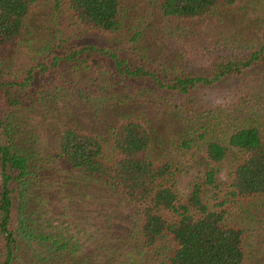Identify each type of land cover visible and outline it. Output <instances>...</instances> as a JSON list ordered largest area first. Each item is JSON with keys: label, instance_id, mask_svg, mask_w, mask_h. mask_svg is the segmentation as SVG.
Segmentation results:
<instances>
[{"label": "trees", "instance_id": "obj_1", "mask_svg": "<svg viewBox=\"0 0 264 264\" xmlns=\"http://www.w3.org/2000/svg\"><path fill=\"white\" fill-rule=\"evenodd\" d=\"M54 1L58 7L60 0ZM33 3L0 0V51L23 37ZM249 4L250 0H161L158 8L168 20L193 22L220 14L242 19ZM66 8L82 26L104 33L121 31L120 0H66ZM53 47L56 51L25 72V78L0 75V110L5 109L0 112V264H19L21 248L20 260L26 264H74L78 252L70 238L34 235L20 218L33 157L15 132L9 111L33 107L44 73L54 71L56 80L61 78L62 89H71L65 95L83 97L87 89L93 94L107 90L113 102L125 93L121 82L128 80H147L155 90L182 98L201 87L246 80L258 70V83L264 86V43L246 54L217 56L204 75L181 68H132L109 50L92 45L58 41ZM97 57L112 62L116 82L109 72L89 74V68L100 63ZM5 111L7 119L1 118ZM233 120L225 133L205 124L190 130L179 145L186 152L182 163L159 160L150 130L137 114L128 113L114 117L106 140L73 122L65 124L56 136L57 151L65 167L97 180L135 208L130 241L139 253L161 250V264H245L244 229L233 215L240 204L264 198V122L243 114ZM182 173L190 179L180 195Z\"/></svg>", "mask_w": 264, "mask_h": 264}, {"label": "rangeland", "instance_id": "obj_2", "mask_svg": "<svg viewBox=\"0 0 264 264\" xmlns=\"http://www.w3.org/2000/svg\"><path fill=\"white\" fill-rule=\"evenodd\" d=\"M160 1L120 0L124 11L121 31L104 33L77 23L66 0H60L58 7L54 0H34L23 37L0 51V75L25 78V72L56 51L53 46L58 41L109 50L132 68L143 66L156 72L181 68L196 75L206 74L219 55L246 54L264 43V0H250L242 19L220 14L193 22L162 17ZM97 58L100 63L90 67L89 74L96 77L109 72L116 82L112 62ZM260 78L257 70L246 80L201 87L182 98L155 90L147 80H128L121 82L125 93L113 102L107 90L93 94L87 89L83 97L65 95L71 89H62L61 78L56 80L54 71L44 73L33 107L9 111L15 132L21 134L33 157L21 220L34 229V235L60 241L70 238L79 246L74 264H161L164 252L139 253L130 241L135 208L97 180L62 164L58 132L73 122L106 140L115 116L137 114L151 132L156 157L182 163L186 152L179 145L201 124L225 133L240 114L264 122ZM9 112H3L1 118L7 119ZM189 179L187 173L179 175L180 195L186 192ZM233 216L244 229L245 264H264V198L240 204ZM22 249L18 263L26 264L20 260Z\"/></svg>", "mask_w": 264, "mask_h": 264}]
</instances>
